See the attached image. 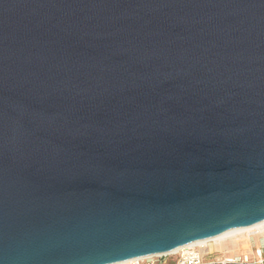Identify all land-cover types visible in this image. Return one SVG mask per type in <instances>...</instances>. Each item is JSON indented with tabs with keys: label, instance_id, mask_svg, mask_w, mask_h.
Masks as SVG:
<instances>
[{
	"label": "water",
	"instance_id": "obj_1",
	"mask_svg": "<svg viewBox=\"0 0 264 264\" xmlns=\"http://www.w3.org/2000/svg\"><path fill=\"white\" fill-rule=\"evenodd\" d=\"M262 221L264 0H0V264Z\"/></svg>",
	"mask_w": 264,
	"mask_h": 264
},
{
	"label": "built area",
	"instance_id": "obj_2",
	"mask_svg": "<svg viewBox=\"0 0 264 264\" xmlns=\"http://www.w3.org/2000/svg\"><path fill=\"white\" fill-rule=\"evenodd\" d=\"M254 235H250L251 240ZM260 245L252 247V256L226 255L216 253L208 242L206 244H187L176 250L134 258L117 264H163L168 258L174 264H264V247L262 238H258Z\"/></svg>",
	"mask_w": 264,
	"mask_h": 264
},
{
	"label": "crops",
	"instance_id": "obj_3",
	"mask_svg": "<svg viewBox=\"0 0 264 264\" xmlns=\"http://www.w3.org/2000/svg\"><path fill=\"white\" fill-rule=\"evenodd\" d=\"M247 234L248 233H243V234H240V235H238L236 237L225 239V240H230V241H226L225 242V243L230 244L231 245L230 247L227 246V245L223 246V244H225V243H223L222 245H213L215 243H212L211 244V245H213L212 249L216 253H222V254H226V255H235V256L247 255V256H252V247L254 245H258L259 244V239L258 238H262V243H263L262 245L264 247V234H262V233H252V234L256 235V237H254L255 239H253L254 240L253 243L246 239L250 235V234H248V235ZM225 240H222L221 242H223ZM233 240H235V241H233ZM221 242H219V243H221ZM238 244H239V247L234 248V246L236 247V246H238Z\"/></svg>",
	"mask_w": 264,
	"mask_h": 264
},
{
	"label": "bare ground",
	"instance_id": "obj_4",
	"mask_svg": "<svg viewBox=\"0 0 264 264\" xmlns=\"http://www.w3.org/2000/svg\"><path fill=\"white\" fill-rule=\"evenodd\" d=\"M243 233H248L250 235L252 233H262V234H264V221L259 222V223L254 224V225H251V226L242 227V228H236V229H234V230H232L230 232L222 233V234H220L218 236H215V237H212L210 239L199 240V241L192 242L190 244H206L208 242L219 243L222 240H225V239H228V238H232V237H236V236H238L240 234H243ZM252 235H254V234H252ZM249 241H251V239H249Z\"/></svg>",
	"mask_w": 264,
	"mask_h": 264
},
{
	"label": "rangeland",
	"instance_id": "obj_5",
	"mask_svg": "<svg viewBox=\"0 0 264 264\" xmlns=\"http://www.w3.org/2000/svg\"><path fill=\"white\" fill-rule=\"evenodd\" d=\"M250 237V236H249ZM246 238L247 240H249L250 238ZM253 237H256V235H254ZM255 239V238H254ZM226 241H230V240H225V241H223V242H221V243H215V244H213V245H222L223 243H225ZM233 241H235V240H233ZM232 241V242H233ZM253 241L254 240H251V242L253 243ZM248 242V241H247ZM260 244V243H259ZM213 245H211L210 247H213ZM231 246L230 244H228V243H225V244H223V246ZM237 247H239V244H238V246H234V248H237ZM163 264H174V262L170 259V258H168Z\"/></svg>",
	"mask_w": 264,
	"mask_h": 264
}]
</instances>
